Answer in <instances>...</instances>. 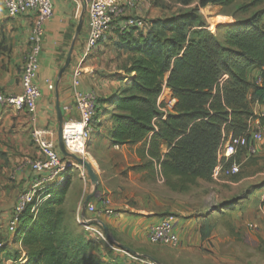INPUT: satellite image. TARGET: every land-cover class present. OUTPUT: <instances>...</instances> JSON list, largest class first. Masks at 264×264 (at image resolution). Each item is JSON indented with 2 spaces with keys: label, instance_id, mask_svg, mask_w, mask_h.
Here are the masks:
<instances>
[{
  "label": "trees",
  "instance_id": "1",
  "mask_svg": "<svg viewBox=\"0 0 264 264\" xmlns=\"http://www.w3.org/2000/svg\"><path fill=\"white\" fill-rule=\"evenodd\" d=\"M158 1L165 2L154 3ZM170 1L182 6L191 2ZM231 1L200 0V5ZM252 5L260 8L228 29L223 42L206 30L196 8L151 19L142 30L114 28L122 34L118 48L134 57L126 67L123 87L106 97L96 95L93 133L102 125L97 117L108 106L111 111L104 113L111 120L109 143L146 141L138 151L157 162L172 190L187 191L198 179L210 178L223 133H245L241 117L248 113L246 91L252 89L259 104L264 103V0H251L245 7ZM252 68L259 70L258 82L247 78ZM164 86L175 99L166 113L161 110L164 103H157ZM260 123L264 124V111ZM161 146L167 148L164 153ZM67 189L64 178L48 188L35 214L30 207L20 214L13 236L24 249L25 264H112L96 253L94 239L86 232L84 237L70 231L61 209ZM201 235L207 238L208 231L202 229ZM18 258L12 256L13 261Z\"/></svg>",
  "mask_w": 264,
  "mask_h": 264
},
{
  "label": "rangeland",
  "instance_id": "2",
  "mask_svg": "<svg viewBox=\"0 0 264 264\" xmlns=\"http://www.w3.org/2000/svg\"><path fill=\"white\" fill-rule=\"evenodd\" d=\"M250 1L232 0L229 3L217 2L201 6L200 0H191L188 5L182 6L170 0L163 3L158 1L159 5L154 3L155 0H138L137 4L144 11L157 9L156 14L161 13L163 16L196 8L205 21L206 30L223 42L228 29L250 18L260 8L259 5L245 7ZM2 19L0 56L5 52V32L11 24L5 16ZM4 22L9 24L6 26ZM211 25L214 26L213 30L209 29ZM121 35L118 30H111L104 39L108 45L102 49L97 47L94 53L98 67L94 73L100 87H111L109 91L115 90L114 87H123L127 79L126 67L134 57L132 53L118 48ZM118 80L123 82H116ZM161 98L165 111L171 112L175 99L167 107L172 99L170 91L165 89ZM244 103L248 113L241 117L242 132L252 130L257 125V119L260 122L262 114L252 89L246 91ZM111 109L104 107L108 113ZM9 140V135L0 133L1 189L6 188L12 171L8 164V153L2 149V146H9ZM145 144L146 141H142L135 145L113 147L112 154H103L104 160L101 163H96L93 155L88 154L84 158L98 177L95 194L87 201L94 205L96 210L93 213L88 212L84 204L87 195L93 192L86 169L74 163L66 169L64 177L68 189L61 209L67 225L71 227L70 231L84 234L83 226L77 222L81 212L83 217L96 224L94 219H105L102 212L105 207L113 208L117 213L105 222H109L110 218L130 215L145 223L149 219L158 221L161 217L172 215L175 223L178 220H190V225L185 228L184 234L179 235L180 242L174 248L152 244L147 239L140 240L135 246H127L118 243L120 240L115 236H110L117 243L114 248L96 240H92V245L100 257L108 259L104 261L112 264H156L152 258L161 264H264V203L260 201L264 190V137L257 144L255 155L247 159H236L239 163L238 174L222 176L219 180L211 177L207 180L198 179L187 191L172 190L165 184L157 162H151L149 157L142 156L138 151ZM108 147H112L111 143L102 142L98 149L106 152ZM166 150V146H161L162 153ZM3 194V197L0 195L1 200H7V195ZM7 220L0 216V230L4 232L0 233V243L3 244L0 264H25L23 247L5 230ZM153 224H146L147 228ZM202 229L208 231L207 238L202 237ZM14 255L19 257L16 261L12 259Z\"/></svg>",
  "mask_w": 264,
  "mask_h": 264
},
{
  "label": "crops",
  "instance_id": "3",
  "mask_svg": "<svg viewBox=\"0 0 264 264\" xmlns=\"http://www.w3.org/2000/svg\"><path fill=\"white\" fill-rule=\"evenodd\" d=\"M50 1L52 3V15L44 25V37L39 54V69L34 79V84L40 89V96L36 100L34 111V123L32 124V122H30L29 114L25 110L17 111L11 107L0 106V133L2 134V132H5L10 138L9 146H2V149L6 150L8 153V164L9 168L12 170L10 180L6 182V188H0V195L2 197L4 196L3 193L7 195V200H1L0 197V216L3 220L9 218L10 211L17 195L28 187L32 178V173L26 165V161L37 157L39 153L31 140H29L31 126L35 125L40 128L49 129L53 132L52 139L56 142L58 121L57 107L61 111L62 125L64 122L77 119L78 117L72 99V72L76 66L81 63L83 70L77 86L79 91H92L101 98L106 97L112 92L109 91L111 87L106 89L100 87L99 79L96 73H94L98 69L94 59L95 50L97 47L102 49L108 45V42L104 39L109 32L103 37L94 50L88 51V18L85 12H83L80 1ZM120 1L123 5L124 12L122 17L118 20L119 27H121L126 18L130 16H142L146 23L151 19L163 17V15H160L161 13L156 14V12H158L157 9L144 11L139 8L138 5L137 7L129 5V2L134 0ZM135 1L138 3V0ZM4 16L11 24H9V22L3 23L6 26L9 24V29H6L7 32H5L4 38V41H7V46L5 52L0 56V64L2 62L3 65V68L0 69V90L5 94L16 95L21 91L20 72L27 51V38L31 27L32 15L12 18L5 14L0 7L1 24ZM79 20H81V27L77 33ZM3 31H5L4 28ZM71 47L70 62L62 75L58 77L59 71L64 65ZM258 74L259 70L257 68H252L248 71L247 78L249 81L258 82ZM45 78L54 81L53 90H48L45 87L43 83ZM114 82L115 81L112 83ZM116 82L120 83L123 81L118 80ZM114 88L117 89V87ZM259 108L260 112H263L264 103L259 104ZM97 119L102 122V125L99 130L90 137L87 148L89 155H93V159L96 163H101L104 153L107 155L112 154V148H118L119 146L112 145V147H108L106 150L104 149L106 152L98 149V146H100L102 142H109L108 130L111 125V120L109 119V114L104 113V111L99 114ZM120 147H124V145ZM94 160L93 162H95ZM1 186L2 185H0V187ZM83 216L81 212L79 217ZM104 218L105 219L101 220V222L108 228L109 236L118 237L120 240L118 243L127 246H135L140 240L147 239V225L149 226L153 222H157V220L154 221V219H149L145 221V223H142V221L134 219L130 215L120 218H110L108 220L109 222H105L108 217L105 216ZM189 222L190 220L176 221L175 225L176 227L178 226L177 231L179 235L185 233V228L190 225ZM1 232L0 230V233ZM102 259L108 260L105 257H102Z\"/></svg>",
  "mask_w": 264,
  "mask_h": 264
},
{
  "label": "built area",
  "instance_id": "4",
  "mask_svg": "<svg viewBox=\"0 0 264 264\" xmlns=\"http://www.w3.org/2000/svg\"><path fill=\"white\" fill-rule=\"evenodd\" d=\"M83 11L88 18L87 50H92L98 42L111 30H120L128 27L146 29L147 23L142 17H127L121 27L118 20L124 12L120 0H79ZM132 7H137L134 0L129 2ZM0 7L9 17L32 15V22L27 38V51L25 53L20 72L19 94H5L0 90V106L11 107L17 111L25 110L29 114V119L34 123V111L36 100L40 96V89L34 84V79L39 69V54L44 37L45 22L52 15V3L50 0H0ZM82 65L76 66L72 72V99L77 111V119L69 120L62 125V140L67 152L78 157L86 158L89 154L87 150L88 142L93 134V119L96 114V94L92 91L81 92L77 89ZM48 90H53L54 81L48 78L43 80ZM167 89L165 86L160 93L157 103L162 102V94ZM174 98L170 99L167 107H170ZM165 108V107H164ZM161 110L166 113L165 109ZM262 115V114H261ZM165 115H163V118ZM252 130L246 131L241 135L223 133L222 139L216 152V162L211 171V179L219 180L222 176H232L239 173V163L235 157L247 159L257 152V144L264 137V125L259 119ZM53 132L46 128L35 125L30 129V140L38 150V156L28 159L26 165L29 167L32 178L26 189L22 190L16 197L6 223V232L13 235L20 214L30 207V212L35 214L41 203L48 197L47 190L50 186H57L64 181L66 169L73 164L72 161L64 158L52 139ZM260 201L264 203V190L260 195ZM86 210L95 212L92 203L87 202ZM103 215L107 217L117 215L115 209L105 207ZM92 220L85 217H78L77 222L83 226L89 238L96 241L105 242L110 248L117 244L115 240L105 233L104 225L101 221ZM175 219L172 215L161 217L156 223L149 227L147 240L152 244H159L169 247H176L179 242V234L175 228ZM3 244L0 243V250Z\"/></svg>",
  "mask_w": 264,
  "mask_h": 264
},
{
  "label": "water",
  "instance_id": "5",
  "mask_svg": "<svg viewBox=\"0 0 264 264\" xmlns=\"http://www.w3.org/2000/svg\"><path fill=\"white\" fill-rule=\"evenodd\" d=\"M80 27H81V20H79V23H78L77 33L79 32ZM71 51H72V47L69 49V52H68L67 57L65 59L64 65L61 67V69L59 71L58 77H60L62 75L63 71L68 66L70 59H71ZM57 116H58V121H57V129H56V135H57L56 146H57L60 154L64 158L72 161L74 164H77V165L84 167L87 171L88 177H89L90 182L93 186V192L88 194L85 201H84V204H86L87 201L89 200V198L95 194L96 188L98 186V177H97L96 173L94 172V170L92 169V167L90 166V164L88 163V161L66 151V149L64 147L63 140H62V116H61V111L58 107H57ZM104 231L106 234L109 235V230L105 226H104ZM120 246H121V248H124L123 245H120ZM152 260H154V259H152Z\"/></svg>",
  "mask_w": 264,
  "mask_h": 264
},
{
  "label": "bare ground",
  "instance_id": "6",
  "mask_svg": "<svg viewBox=\"0 0 264 264\" xmlns=\"http://www.w3.org/2000/svg\"><path fill=\"white\" fill-rule=\"evenodd\" d=\"M209 29H212V30H213V29H214V26H213V25H211V27H210Z\"/></svg>",
  "mask_w": 264,
  "mask_h": 264
}]
</instances>
